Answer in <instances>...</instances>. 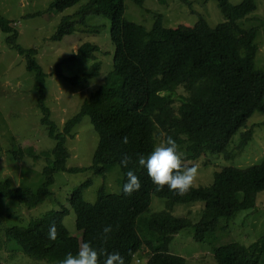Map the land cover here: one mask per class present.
Returning <instances> with one entry per match:
<instances>
[{
	"label": "trees",
	"instance_id": "trees-1",
	"mask_svg": "<svg viewBox=\"0 0 264 264\" xmlns=\"http://www.w3.org/2000/svg\"><path fill=\"white\" fill-rule=\"evenodd\" d=\"M81 1L52 0L47 10L61 12ZM83 1L76 12L79 23L85 24L91 14L102 15L109 21V37L114 47L112 67L62 129L50 119V111L43 103L41 85L46 74L35 58L36 50L22 49L10 21L0 15L2 29L12 32L8 42L26 54L28 68L36 73L41 122L55 142L52 149L42 152L46 165L42 168L44 180L40 187L32 190L13 186L7 178L0 183V196L14 198L32 208L51 194L56 172L91 169L104 175V165L108 164L120 167L122 185L127 172L133 171L140 180V188L125 195L121 190L106 193L101 186L96 200L90 203L83 197V189L90 181L81 183L68 198L80 239L63 224L67 208L51 209L24 227L8 228L6 237L14 240L27 256L53 263L68 252L75 254L88 242L98 252H119L124 264H131L141 249L149 253L146 264H188L184 257L170 252L173 236L191 227L193 239L204 242L220 227L221 220L228 222L239 211L255 207L258 193L264 191V160L247 167L224 166L214 172L210 185L191 184L185 194L177 195L166 185L157 190L146 170L137 164V157L147 156L153 150L159 130L163 142L168 137L176 141L184 167H192L188 163L207 154L229 157L231 150L227 148L236 133L240 137L238 148L251 139L252 130L246 129L247 122L255 112L264 113V71L255 65L259 27H246L244 21L257 9V0H241L237 4L216 0L223 21L211 27L199 16L189 30H167L161 14L156 15L150 28L130 21L125 17L126 0ZM129 1L142 7L145 0ZM76 23L64 16L50 39L59 41L74 33ZM260 23L264 31V17ZM167 31L174 36V42L160 39ZM98 50L96 44L85 41L62 59L52 73L74 86L85 84L99 75V61L74 76L63 74L60 65L93 59ZM84 116L90 118L98 136L92 162L87 168L68 167L70 154L66 141L73 137L74 127ZM124 137L127 143H123ZM22 154L16 152V158L21 159ZM122 154L131 157L127 167L120 164ZM152 196L166 199V208L151 211ZM197 201L203 202V207L196 222L170 212L175 204ZM52 224L57 231L55 239L46 235ZM106 225H111L112 231L103 239L102 229ZM212 255L217 264H264V234L248 245L239 242L219 245ZM98 260L103 264V257L98 255Z\"/></svg>",
	"mask_w": 264,
	"mask_h": 264
},
{
	"label": "rangeland",
	"instance_id": "rangeland-1",
	"mask_svg": "<svg viewBox=\"0 0 264 264\" xmlns=\"http://www.w3.org/2000/svg\"><path fill=\"white\" fill-rule=\"evenodd\" d=\"M52 0H0V15L10 21V26L17 33L16 42L23 49L36 50L35 58L46 74L41 85L43 103L50 111V119L59 129L72 117L88 94L104 81L112 67L114 47L109 37V21L102 15L91 14L85 24L78 22L76 14L81 2L63 11H48ZM241 0H229L237 4ZM125 17L150 28L156 15H162V24L167 29L189 30L202 16L211 27L223 21L222 13L216 0H145L143 6L132 1H125ZM40 12V14L38 13ZM38 13V14H37ZM64 16L76 20V30L65 35L59 41H52ZM264 17V0H257V9L244 21L246 27H259L256 44L258 52L255 58L257 68L264 71V31L260 19ZM12 32L4 31L0 25V183L9 178L13 186L36 190L41 186L44 176L42 168L46 158L42 154L53 148L55 142L41 122L42 110L38 103L36 73L27 66L26 54L12 46L7 37ZM160 39L174 42V36L167 31ZM85 41L96 44L99 50L93 59H78L62 63L61 71L67 76L79 75L94 62H100V73L87 83L74 86L53 74L55 66L65 57L77 50ZM246 129L252 130L251 139L238 148L239 134L231 139L229 157L222 154H207L192 164L196 174L192 181L195 186H208L213 182L214 172L224 166L247 167L264 160V113L255 112L247 122ZM73 137H68L66 146L69 151L68 167L87 168L92 162L98 136L90 118L84 116L74 127ZM163 143L162 134L156 132V146ZM34 153H33V152ZM16 152L23 153L21 159ZM37 156H33V155ZM104 175L87 169L74 173L59 171L54 174L50 187L51 194L32 208H27L14 198L0 196V263L1 264H58L46 260H37L23 253L17 243L6 237V230L15 226H26L32 219L41 217L47 211L67 208L63 224L71 235L81 238L76 229L75 213L68 198L81 183L89 180L83 189V197L92 203L98 190L103 186L106 193H119L122 186V172L118 165H104ZM166 199L152 196L151 211L165 209ZM203 202H185L175 204L170 212L175 216L190 218L196 222ZM264 234V191L258 193L256 205L251 209L241 210L229 220H221L220 227L208 235L204 242L193 239L192 228L180 230L173 236L169 245L170 252L184 257L188 264H217L212 250L222 244L239 242L248 245ZM149 253L141 249L131 264H146Z\"/></svg>",
	"mask_w": 264,
	"mask_h": 264
},
{
	"label": "clouds",
	"instance_id": "clouds-1",
	"mask_svg": "<svg viewBox=\"0 0 264 264\" xmlns=\"http://www.w3.org/2000/svg\"><path fill=\"white\" fill-rule=\"evenodd\" d=\"M123 143H127V137L123 138ZM131 157L122 154L120 164L127 167ZM137 164L146 170L147 175L157 190L162 189L165 185L169 191L177 195L185 194L194 179L196 169L194 167H184L181 165V157L178 153L177 143L171 137L153 148L147 155H138ZM127 179L123 183L121 191L125 195H131L140 188V180L133 171L127 172ZM112 231L111 225H106L102 229V238L107 239L108 234ZM47 237L55 239L57 231L55 224L48 227ZM98 255L103 257V264H124L123 257L119 252H108L98 249L90 243H83L73 254L68 252L58 264H100Z\"/></svg>",
	"mask_w": 264,
	"mask_h": 264
}]
</instances>
